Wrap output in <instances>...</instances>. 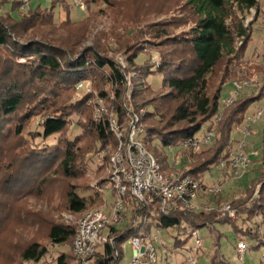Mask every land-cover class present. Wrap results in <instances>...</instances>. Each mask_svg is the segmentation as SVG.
Masks as SVG:
<instances>
[{"label":"trees","instance_id":"obj_1","mask_svg":"<svg viewBox=\"0 0 264 264\" xmlns=\"http://www.w3.org/2000/svg\"><path fill=\"white\" fill-rule=\"evenodd\" d=\"M9 4L10 12H14L17 11L20 2L12 0ZM188 5L196 21L186 36L177 37L175 40V44L181 42V46L189 51V54L185 51L188 59L184 57L173 62V65L162 60L154 64L147 62L141 69L140 80L139 78L136 81L131 80L130 83L118 65L95 49L90 48L84 51L85 53L70 57V51L54 45L51 40L34 37L36 29L60 27L54 26L55 7H52V4L43 9L37 5L26 15L10 14L6 19L0 18V231L5 226L11 200L33 191L37 177L44 172L49 163L51 165L52 161H58V167L63 175L70 179H77L84 173L89 162L83 163L81 168L77 150L88 130L96 137L98 151H108L107 157L113 153L116 142L109 130V119L102 116L99 120H94L92 109L87 106L93 95L102 101L108 98L106 89L95 91L98 85L94 84L93 75L103 77L101 80L104 85L109 86L113 92L112 115L120 124L127 123L129 113H132L127 109L123 99L129 93L134 105L133 114L137 113L140 116L138 122L142 131L138 134L137 140L163 172L175 170L205 183V173L217 169L219 179L211 183L218 185L228 183L232 176L217 166L234 148L237 139L233 134L245 121L248 101L239 102L238 98L230 105L231 107L229 106L227 112L219 113L220 92L226 83L245 81L240 79L228 81L229 77L223 76L210 95L208 77L223 61L228 64V68L230 65L234 67L231 72L226 71L227 75L231 76L242 61L246 43L250 41L253 33L252 29L243 28L238 24L235 15L252 9L257 11L258 1L188 0ZM29 35L30 38L23 39ZM237 43L240 46H237ZM20 58L25 59L21 64L16 62ZM143 74L160 75L163 86L168 90L167 95L161 98L162 102L157 105L156 101L149 97L152 93L141 82ZM87 78L92 81L89 84L90 92L82 90L78 97L67 95L69 91L74 94L77 85L86 83ZM151 105L153 109H150ZM88 110L90 117L84 115ZM39 116L42 118L41 124L29 128L30 121ZM216 116H220V119L216 126L215 142L198 153L183 151L180 165L170 166L166 149L192 138ZM148 120L152 121L151 124L145 125ZM72 124L79 127L78 134H70L68 128ZM260 137V146L253 149L260 155L261 163L256 165L253 162L258 156L251 157L250 164L253 163L249 165L247 171L251 170L257 174L255 177L257 182H254L259 185L261 197L249 204L247 197L242 201L236 197L230 198L228 193L223 192L212 200L215 205L229 202L237 209L243 223H252L254 219L259 218L260 221L254 222V229L248 227L241 230L236 227L234 221L219 217L215 211L210 213L196 211L191 214L178 211L163 216L157 211L158 200L151 201L147 206H140L134 200L128 199L123 213H130L127 223L121 229L109 227L108 230L109 236L115 239V249L121 251L116 243L121 244L128 237L139 235L141 231H150L152 226L182 235V230L195 231L204 227L214 232L213 227L216 223L225 222L231 223L237 232L247 234L255 241L252 245H247V248L264 247V173L262 179L258 181L262 175L260 171L264 170V129H261ZM107 157L104 159L105 165ZM103 182L106 184V179H103ZM252 182L253 180L250 185ZM250 185L246 190L251 189ZM101 198L98 193L94 196H81L76 187L71 185L66 193L68 216L78 219ZM145 214L150 219L149 223L144 224L142 216ZM137 216H140L138 221ZM258 224L263 230L261 228L259 230ZM74 235V225L66 223L53 225L48 237L53 245L60 246L68 242L72 244ZM214 236L212 262L215 263L217 258V264H229L218 252L220 235L215 233ZM187 240L188 237L185 240L175 238L171 252L181 248ZM113 250L109 244L98 248L94 264H117L118 260L113 259ZM46 255V248L33 243L23 250L21 258L33 264H46ZM52 262L75 264L71 245L68 256L60 253Z\"/></svg>","mask_w":264,"mask_h":264},{"label":"rangeland","instance_id":"obj_2","mask_svg":"<svg viewBox=\"0 0 264 264\" xmlns=\"http://www.w3.org/2000/svg\"><path fill=\"white\" fill-rule=\"evenodd\" d=\"M11 1L9 0V2ZM17 1L20 2L17 11L10 12L9 2L0 0L1 19H6L10 14L14 16L26 15L37 5L43 9L50 7L52 4V7H55L53 11L54 26L58 27L57 25H60V27L58 29H36L34 30V37L51 40L54 45L70 51V57L85 53L84 51L90 48L95 49L118 65L129 83L131 80H138L141 69L147 65V62L154 64L162 60L173 65V62L182 60L184 57L188 59L186 54H189V51L181 46V42L175 44L176 38L186 36L196 21V17L188 5V0H109L108 3H103L100 0H29L27 4H24L21 0ZM257 1V11L252 9L235 15L238 24L242 25L243 28L252 29L251 32L253 33L250 41L246 43L242 61H240L231 76L227 75L226 71L231 72L234 67L230 65L228 68V64L223 61L208 77V94L210 95L223 76H228L230 78H227L228 81L240 79L247 83V86L236 99L239 98V102L248 101L245 116L258 111L262 113L260 120L252 126L251 136L247 141L250 149L260 146V133L261 129H264V0ZM28 37L30 38V35L23 39L27 40ZM237 46H240V44L237 43ZM24 61V58L16 60L19 64ZM170 63L169 67H171ZM143 75L141 76L143 77L141 82L152 93L149 97L156 101V105L159 104L162 102L161 98L166 96L168 92L163 86L161 76L158 74ZM92 78L94 84L98 85L97 89L95 88L96 92L102 89H106L108 92V98L102 101L104 109L102 116L111 119L113 116V92L109 86L104 85L103 77L93 75ZM85 80V84L90 86L89 84L92 81L89 78ZM233 91V82L224 84L221 88L220 100L229 98ZM73 92L74 94L69 91L67 95L78 97L81 90L76 87ZM98 99L97 96L93 95L92 100L87 103V106L92 109L93 119L98 106ZM123 99L127 109L133 114L134 105L130 100L129 93ZM230 105L220 107L219 113L227 112ZM152 107L153 105L150 109H153ZM84 115L90 117V111H85ZM134 115L137 119L140 118L137 113ZM41 122L42 118L40 116L35 117L30 121L29 128H34ZM151 122L148 120L145 125H150ZM206 127L205 124L199 136L205 132ZM68 129H70L69 132L72 135L80 132L79 127L73 124ZM236 133L238 131L235 129L233 137L238 139L239 134ZM98 145L93 132L88 130L86 137L79 143L77 150V154L80 156V159H78L79 166L83 168V163L89 162L84 169V173H78V175L81 174L79 178L70 179L65 177L58 167V161L54 160L55 162L52 161L51 165L49 163L44 172L40 174L41 176L37 177L33 191L16 196L11 200L10 208L8 207L9 210L6 213L5 226L0 231V264H33L23 261L21 258L23 250L33 243L46 248V264H54L52 261L60 253L66 256L69 255L71 242L60 246L53 245L48 237L49 230L53 225H65L67 223L66 193L69 187L71 185L76 187L81 196H94L95 193H98L99 197L103 198H101V202L98 201L90 206V209L100 208L103 201L109 206L111 201L110 191H105L104 194L96 191V188L103 189L106 185L103 182L107 174L104 159L108 155V151H98ZM257 156L258 159L253 161L256 165L261 163L260 155ZM260 173H264V170H261ZM255 177H257V174L255 175L251 170L241 177L235 178L234 176L228 180V183L224 184V192L228 193L230 198L236 197L242 201H245L247 197V202L251 204L255 199L261 197ZM262 177L263 174L258 178V181ZM217 179H219L217 169H213L204 175L206 184H211ZM252 180L253 182L250 185ZM258 183L261 185L260 182ZM249 185L251 189L246 190ZM127 217H129V213ZM241 219L242 217L234 221L236 227L241 230H246L248 227L254 229V222L260 221L257 218L252 223H243ZM125 224L126 222L121 225V228ZM257 226L259 230L260 228L263 230V227H260L259 224ZM213 229L214 232L206 227L196 229L186 243L173 252L168 250L163 252V249L157 247L158 260L156 264H186L187 259L194 256L193 250L196 237L202 241L203 247V252L199 251V254L194 256L197 264H217V258L215 263L212 262L215 233L220 235L218 252L226 263L264 264L261 259L264 247L258 249L247 248L241 259L237 258L236 245L238 242L252 245L255 241L251 240L247 234L237 232L231 223H216ZM150 232L156 234L157 228L152 226ZM159 237L166 243L168 249L172 248L175 238L185 240L188 235H177L175 231L160 230ZM127 240L121 244L116 243V245H119L120 250L122 247L124 248L123 256L117 264H127L129 262L131 250ZM218 260H220L219 257Z\"/></svg>","mask_w":264,"mask_h":264},{"label":"built area","instance_id":"obj_3","mask_svg":"<svg viewBox=\"0 0 264 264\" xmlns=\"http://www.w3.org/2000/svg\"><path fill=\"white\" fill-rule=\"evenodd\" d=\"M27 4L29 0H21ZM129 86V83H127ZM234 91L227 99L220 100L221 107L233 103L239 93L247 86L246 82H233ZM77 89L90 92V86L81 83ZM98 106L94 113V119L99 120L104 113L102 100L98 99ZM129 121L120 124L114 116L108 120L109 130L115 139L116 146L107 157L106 164V185L103 189L96 188V191L103 193L110 191V204L103 201L100 208H93L84 211L78 219L71 216L66 217V222L75 227V235L72 240L71 250L75 264H94L95 253L98 248L105 244L111 245L113 259L120 260L123 256L124 248L121 251L115 249V239L109 236V227L120 229L123 223H127V214H123L128 199L134 200L140 206L148 205L153 200H158V214L168 216L174 212L191 214L196 211L210 213L215 211L219 217L228 218L232 221L240 219L236 208L229 202H221L217 205L212 200L223 194L224 185L216 183L206 184L194 179L190 175H182L180 172L170 170L163 172L155 159L148 154L138 142L137 136L142 129L136 115L129 113ZM262 113L255 112L246 116L244 123L237 127L239 138L235 142L233 150L225 160L218 163L217 168L230 174L233 178L244 175L250 165L251 157L257 156V152L248 148V139L251 136L252 126L260 120ZM219 116L207 123L205 132L199 133L189 138L175 147H168V161L170 166L180 165L181 153L189 151L198 153L209 148L216 139V126ZM101 156V155H100ZM100 160V157H99ZM101 161V160H100ZM140 216L136 217L138 221ZM149 216H142V223H149ZM135 221V222H136ZM160 230L156 234L150 231H141L137 236L128 237L127 244L131 250V257L127 264H156V249L160 247L163 252L171 251L167 249L166 243L159 237ZM195 231L182 230V235L188 238ZM247 245L238 242L236 245L237 258L246 251ZM203 252L202 241L195 238L193 250L194 256ZM190 256L186 264H197L196 257ZM261 259L264 261V252Z\"/></svg>","mask_w":264,"mask_h":264}]
</instances>
